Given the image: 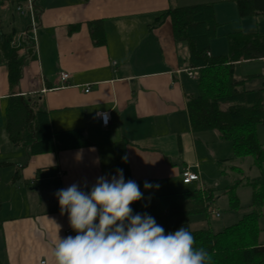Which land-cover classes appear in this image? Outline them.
I'll list each match as a JSON object with an SVG mask.
<instances>
[{"label":"crops","instance_id":"1","mask_svg":"<svg viewBox=\"0 0 264 264\" xmlns=\"http://www.w3.org/2000/svg\"><path fill=\"white\" fill-rule=\"evenodd\" d=\"M32 2L36 54L26 63L17 91L42 97L51 127L57 132V149L27 156L10 141L5 108L11 88L0 53V161L11 163L0 169V175H12L14 183L10 189L0 185L2 264H56L53 250L57 235H75L57 202L42 210L24 187L62 189L77 183L88 191L98 177L110 179L122 169L125 180L136 181L144 197H149L184 191L183 185L188 184L213 187L219 174H225L236 162L231 143H224L227 141L218 131L193 130L186 96L194 91L195 80L184 71L189 68V50L185 42L175 39L169 16L155 24L164 11L214 4L219 26L211 41L213 55L228 54L230 34L264 35V14L240 16L236 0ZM93 22L104 27L103 44L95 43L92 37ZM214 42L221 43V52L214 50ZM254 60L262 66L249 68ZM236 65L243 66L241 75L255 76L247 82L248 89L264 87V57L242 58ZM61 72L70 73L65 83ZM102 112L110 115L107 126L100 120ZM71 129H81L90 143L65 148L63 131ZM120 140H124L121 160L116 150ZM226 158H232L231 162L222 164ZM186 167L198 173L199 180L184 183L182 171ZM4 168L10 169L2 171ZM145 181L153 187L145 190ZM12 191L26 201L22 209L12 200L17 213L8 215L2 199ZM131 207L137 213V202ZM259 226L260 241L264 242V215Z\"/></svg>","mask_w":264,"mask_h":264},{"label":"trees","instance_id":"2","mask_svg":"<svg viewBox=\"0 0 264 264\" xmlns=\"http://www.w3.org/2000/svg\"><path fill=\"white\" fill-rule=\"evenodd\" d=\"M8 1L0 0V53L7 66L11 94L5 108L6 129L10 141L19 146L27 156L56 151L55 135L47 110L39 95H21L19 82L28 60L35 57L36 47L30 29L17 41L15 27L8 31L3 24L1 12ZM18 5L26 0H14ZM240 16L264 14V0H236ZM172 20L174 36L185 42L189 50V68H198L199 77L195 89L187 93V107L193 130H216L222 140L232 145V158L253 157V164L260 174L243 176L223 194L230 198V207L242 208L237 187L245 183L251 188L248 209L234 223L214 232L209 226L192 229L189 222L172 223L177 215L206 214L217 199L213 187L194 189L144 197L137 202V213H147L155 218L165 232L175 231L182 225L194 235L196 247L207 250L213 264H264V242L260 241L259 220L264 215V143L257 134L259 124H264V87L252 90L246 84L253 75H236V64L242 58L264 57V35L230 34L229 52L213 55L211 41L217 36L219 23L215 17L214 4L202 3L169 8L156 20L161 24L165 18ZM91 24L92 37L97 44L105 42L104 27ZM210 53V54H209ZM65 148H77L90 142L81 129L63 131ZM124 140L117 141L116 150L121 160ZM232 158L222 160L231 162ZM11 164L0 161V169ZM233 169L241 170L238 166ZM245 181V182H244ZM0 199V211H1ZM0 221H2L0 219ZM0 264H2L0 260Z\"/></svg>","mask_w":264,"mask_h":264},{"label":"clouds","instance_id":"3","mask_svg":"<svg viewBox=\"0 0 264 264\" xmlns=\"http://www.w3.org/2000/svg\"><path fill=\"white\" fill-rule=\"evenodd\" d=\"M152 187L145 181V190ZM55 196L75 233L57 235L56 264H213L185 226L166 233L151 215L134 214L131 205L144 194L136 181L125 180L122 169L110 179L98 177L88 191L73 183Z\"/></svg>","mask_w":264,"mask_h":264},{"label":"rangeland","instance_id":"4","mask_svg":"<svg viewBox=\"0 0 264 264\" xmlns=\"http://www.w3.org/2000/svg\"><path fill=\"white\" fill-rule=\"evenodd\" d=\"M23 9L18 10V4L14 1H8L7 4L2 7L1 12L3 13V24L5 25L6 30H12L13 27L16 28L17 33L15 38L18 39L21 35V32L26 29L31 28V19L29 10L27 8V4L24 2ZM24 11V12H22ZM219 39V38H218ZM221 43L220 42H214V50L217 52H221ZM223 52V51H222ZM251 63L249 68L254 69L259 64V67L262 66L263 63H260L257 60L249 62ZM243 66L236 65V75L240 76L243 73ZM246 75V74H243ZM250 75V74H249ZM252 75V74H251ZM255 76L248 80L251 81L254 79ZM257 134L261 142L264 143V124H259L257 127ZM227 143V145L230 142H224ZM239 166L241 167V170L238 171L237 169L229 168L225 174H219L216 181L217 185L215 184L213 187L216 190L217 199L211 206V208L215 209V212L218 211L221 215L216 216L212 212L208 213V218L206 214H198V215H177L174 216L172 219V223H184L189 222L192 229H198L202 228L204 226H209L214 232L222 230L225 226L230 225L234 222H236L248 209V204L251 200V188L246 185L245 183L241 184L239 187H237V194L240 197V201L242 204V208L239 210L231 209L230 207V198L228 195H224L222 193V190L226 188L227 186L233 185L238 178H241L243 176H250V177H256L260 174L259 169L254 166L253 164V157L252 156H246V157H236V162L231 163V165ZM252 167V168H251ZM10 168H4L2 171H8ZM0 185L8 187L9 189L13 187L14 183L12 182V175L8 173L2 172L0 175ZM245 182V181H244ZM214 184V183H212ZM22 185L24 183L22 182ZM197 184H188L183 185L182 190H189L197 188ZM16 188V187H15ZM26 189L27 195L30 197V199L34 200V204L37 203L40 207H42V210H47V208L50 207V205L58 203V199L55 196V193L59 190L57 187H49L47 186L45 190L41 187L39 190L30 189L31 187H24ZM15 193L12 191L9 194H6L5 197L2 199L3 205H5L6 213L5 214H15L17 211L15 210L14 206L11 204V201L15 204H21L23 209V203L26 197L15 196ZM21 209V211H22ZM5 212V210H4ZM3 214V212H2ZM0 241H1V232H0Z\"/></svg>","mask_w":264,"mask_h":264},{"label":"built area","instance_id":"5","mask_svg":"<svg viewBox=\"0 0 264 264\" xmlns=\"http://www.w3.org/2000/svg\"><path fill=\"white\" fill-rule=\"evenodd\" d=\"M28 4H27V8L29 10V14L31 16V28H32V38L34 39L35 42V29H36V13L34 11V5L32 0H27ZM19 10H22L23 7L22 5L19 6L18 8ZM24 12V11H22ZM27 33L23 32L21 34V36H25ZM210 54V53H209ZM184 71L187 73V75L191 78V79H197L199 77V70L198 68H186L184 69ZM70 77V73L68 72H61L60 73V78L61 80L65 83L67 82V80ZM86 91H89V89H86ZM100 120L102 122V125L107 126L110 122V115L108 112H102L99 115ZM182 177H183V181L184 183H191L193 181L199 180V174L196 172H193L192 170H190L189 167H186L183 171H182ZM209 212H212L213 214H215L216 216H220V213L218 211L215 212L214 208H209ZM41 264H45V261H41Z\"/></svg>","mask_w":264,"mask_h":264}]
</instances>
